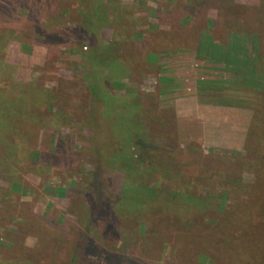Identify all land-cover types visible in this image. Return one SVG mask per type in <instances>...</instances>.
<instances>
[{
    "label": "rangeland",
    "instance_id": "374dc122",
    "mask_svg": "<svg viewBox=\"0 0 264 264\" xmlns=\"http://www.w3.org/2000/svg\"><path fill=\"white\" fill-rule=\"evenodd\" d=\"M86 235L81 264H264V0H0V264Z\"/></svg>",
    "mask_w": 264,
    "mask_h": 264
},
{
    "label": "trees",
    "instance_id": "16d2710c",
    "mask_svg": "<svg viewBox=\"0 0 264 264\" xmlns=\"http://www.w3.org/2000/svg\"><path fill=\"white\" fill-rule=\"evenodd\" d=\"M97 6V5H96ZM112 54V47L109 49V52L106 53V56H109ZM139 121V118H138ZM134 134L136 135V139L138 136H140V132L139 131H134ZM134 135V136H135ZM139 146L142 145V148L138 150V153L135 155V157H137V159L140 162H145L147 164L152 163L155 159V154L151 153L150 151H148V147L146 145V141L143 139H141V142L139 141ZM166 189L163 188H157V189H150V193L148 195H144V196H139V198H135L138 202H141V204H143V202H153V203H160V202H164V201H169V202H173V201H178V197L176 195L174 196H163L167 193ZM169 198L173 199V201L169 200ZM94 203H93V211L96 215L100 214L102 212L103 209H106L108 206L107 203H103L101 197H97L96 200L95 198L93 199ZM88 235V234H87ZM83 236L81 239V244L78 245V247H76L75 252L73 254V257L71 259V263L70 264H81L82 260L87 256V254L90 251V248L92 246H90L91 244H89V240L88 237Z\"/></svg>",
    "mask_w": 264,
    "mask_h": 264
},
{
    "label": "crops",
    "instance_id": "0c3cea01",
    "mask_svg": "<svg viewBox=\"0 0 264 264\" xmlns=\"http://www.w3.org/2000/svg\"><path fill=\"white\" fill-rule=\"evenodd\" d=\"M222 139H223L222 137H218V140L223 141ZM230 141H231V140H230ZM227 142H229V141H227ZM220 144H222V143H220Z\"/></svg>",
    "mask_w": 264,
    "mask_h": 264
}]
</instances>
